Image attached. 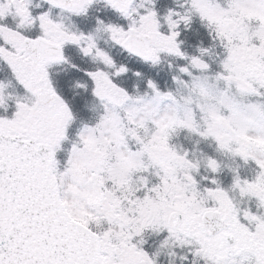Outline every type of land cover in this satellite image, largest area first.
Returning <instances> with one entry per match:
<instances>
[{"label": "snow or ice", "instance_id": "obj_1", "mask_svg": "<svg viewBox=\"0 0 264 264\" xmlns=\"http://www.w3.org/2000/svg\"><path fill=\"white\" fill-rule=\"evenodd\" d=\"M46 2L0 0V264H264V0H184L163 16L155 0H103L127 22L97 15L89 32L70 21L97 0ZM197 16L213 43L190 55L181 25ZM69 43L97 63L91 85L73 84L94 97L79 128L53 76L79 67ZM168 57L186 61L174 87L130 67ZM185 130L255 174L202 186L201 167L223 165L174 144Z\"/></svg>", "mask_w": 264, "mask_h": 264}, {"label": "trees", "instance_id": "obj_2", "mask_svg": "<svg viewBox=\"0 0 264 264\" xmlns=\"http://www.w3.org/2000/svg\"><path fill=\"white\" fill-rule=\"evenodd\" d=\"M184 4V0H155V6L158 9V11L160 12L161 16L165 15L168 11V9L173 8V9H177V10H181L182 6ZM38 8L35 9V11H37ZM112 12V14H111ZM102 16L105 14V11L102 10V12L100 13ZM105 16V15H104ZM103 16V17H104ZM106 17V16H105ZM108 17H116L119 18L120 16H118V14H116L113 10L109 11L108 13ZM119 20H123V17H120ZM92 25V22H91ZM166 25H165V29H166ZM181 29H182V35H181V39L184 41V44L182 45V47L185 49L186 52H188L190 55L191 54H197L198 53V48L199 46H210L213 41H212V36L210 31L208 30V28L202 23V21L200 20V18L194 17L190 27H185L184 25H181ZM104 48H107V50L111 51L114 55H116L117 59H123V57L120 55V52L118 50V46H114L112 48H109L107 46L104 45ZM172 66L170 67V65H167L166 63L162 66L157 68V66H153L154 68H151L148 63L142 62V61H138V60H134L131 61L130 63V67L133 70H140L144 76L146 78H154L157 80L158 83L161 84L162 87L167 88V87H174L175 83L172 80V76L175 72L178 71V67L180 65H183L186 63V61H184L183 59L177 58V59H173L172 60ZM152 66V65H151ZM213 67L216 68L218 67L216 64H213ZM62 69V68H61ZM60 68L57 69V76L55 74V80L58 82V87L64 92V94H66V96L68 98H72L74 96V94L76 95V99H75V109L76 111L80 114V120L77 121V128H79L80 126H83L84 123H92L93 119L88 118V116H90V114L92 113L88 108H86L85 102H93L94 101V97L91 95V93H84L83 90H79L78 92H74L72 90L69 89V83L71 82H75L76 80H82L85 74V70L81 71V69L78 68H74L77 69L79 72V76L74 73V72H68V70L66 71H62ZM185 78H187V75L185 74ZM128 79L131 82H134L136 80V78L134 76H132L131 73L128 74ZM86 116V117H85ZM180 137H183V135H181ZM75 138V137H73ZM174 141L173 143L176 144V141L178 142L177 146H180L179 141H178V137L177 138H173ZM70 145V144H68ZM184 145H185V149L184 150H188L190 152H194V150L198 151V154L196 155H200L202 154H206L209 156H213L214 157V153H208L205 150L202 152V149L204 147L203 144H199L196 147H193L192 142H190L189 140L184 141ZM200 147V148H199ZM217 159H219L217 157ZM221 161V158H220ZM206 175H208L209 177L216 175L218 176L221 184H222V180H223V176L222 175V171L219 173H211L208 172V169L205 167H201L199 173L197 174V179L201 181V184L203 186V184L205 185H209L208 181L210 182V180H204L203 177H205ZM223 185V184H222Z\"/></svg>", "mask_w": 264, "mask_h": 264}, {"label": "rangeland", "instance_id": "obj_3", "mask_svg": "<svg viewBox=\"0 0 264 264\" xmlns=\"http://www.w3.org/2000/svg\"><path fill=\"white\" fill-rule=\"evenodd\" d=\"M40 10H42V9H40ZM39 10V11H40ZM56 14H58V12L56 13ZM98 14H95V15H92V17H89V16H87V17H75V18H71V21L70 22H72V19H75V20H77L79 23L81 22L82 23V25H84V24H86L88 21H91V20H93V21H95V16H97ZM105 18V17H104ZM120 18V17H119ZM119 18H117L116 19V17H108V15H106V18L105 19H111V20H113V21H116V20H119ZM121 23H126L127 21H126V18L125 19H123V20H119ZM72 23H75L74 21L72 22ZM78 23V24H79ZM95 26V22H94V24H93V27ZM167 28V27H166ZM89 30V29H88ZM88 30H84L85 32H88ZM94 30V28L93 29H91L90 28V30L89 31H93ZM166 30V29H165ZM103 40H106V37H104V38H102ZM109 40V39H108ZM110 41V40H109ZM112 44H113V42L112 41H110ZM68 48L69 49V54H71V57L73 58V59H76L77 61H81V59H82V63H85L86 61H87V63H89L90 65H92V66H94V67H92V68H96L97 67V63L95 62V61H93L92 63H91V57H86V56H84L83 55V53L80 51V49H79V47L78 46H76V45H74V44H71V43H69V44H67L66 46H65V48ZM82 55L85 57H82ZM173 59H177V58H172V57H168V58H166L165 60H163V62L160 64V65H158L157 66V68H159V67H162L165 63L167 64V65H170V63L169 62H171V65H172V63H173ZM151 68H154L153 66H151V65H149ZM56 74L57 73V71L56 70H54L53 71V74ZM87 80H89L88 78H87ZM134 86V85H133ZM89 91H91V89L89 90ZM89 91L88 92H85V93H89ZM86 117V116H85ZM91 119H93V121H92V123L94 122V120H95V117H94V115H93V113H91L90 114V116H89ZM179 135H184V137L185 138H183V137H178V141H179V144H180V146L182 147L183 145H184V141H185V139L187 138V140H189L190 142H192V144H193V147H196L197 145H199V144H204V147L203 148H201L202 149V152L205 150L206 152H208V153H214L215 155H218V157H220V158H222L223 159V161H224V163H225V175L227 176V175H229V168H230V164H231V158H229L228 156H225V155H223L222 153H220V152H218L217 151V146H216V144H215V142L213 141V140H211V139H201V138H199V137H196V136H194V135H191V134H189L186 130L185 131H182V132H180L179 133ZM179 135H177V136H179ZM177 136H175V138H177ZM173 141H174V139H173ZM172 141V142H173ZM176 144L178 145V142L176 141ZM198 147V146H197ZM65 148H66V146H65ZM67 148H70V145H69V147H67ZM200 148V147H199ZM182 149H184V148H182ZM190 153H195V154H198V151L197 150H194V152H190ZM202 154V153H201ZM200 154V155H201ZM198 156V155H197ZM59 158L61 159V160H64V159H66L67 158V152L66 151H61L60 153H59ZM227 164H229V165H227ZM246 164V163H245ZM248 164V166H246V168H245V170H243L242 168H244V166H242V162L240 163V165L238 166V168L241 166V168H239L238 170H243V171H245V175L247 176L246 178H251L254 174H255V165H254V163H247ZM208 172H210V170H208ZM206 176H208V175H206ZM209 177V176H208ZM232 183H233V178L230 180V186L232 185ZM208 184L210 185V182L208 181ZM203 186H208V185H205V184H203ZM229 186V187H230ZM229 187H225V188H229ZM151 238H156L155 236H153V237H151Z\"/></svg>", "mask_w": 264, "mask_h": 264}, {"label": "clouds", "instance_id": "obj_4", "mask_svg": "<svg viewBox=\"0 0 264 264\" xmlns=\"http://www.w3.org/2000/svg\"><path fill=\"white\" fill-rule=\"evenodd\" d=\"M61 70L64 71L65 69H61ZM73 84H74V82H71L70 81V83H69V89L72 90V91H74V92H78L79 90L73 88ZM242 102L243 103H251V102H255V101L254 100H249V99H244V100H242Z\"/></svg>", "mask_w": 264, "mask_h": 264}, {"label": "flooded vegetation", "instance_id": "obj_5", "mask_svg": "<svg viewBox=\"0 0 264 264\" xmlns=\"http://www.w3.org/2000/svg\"><path fill=\"white\" fill-rule=\"evenodd\" d=\"M34 2H38V3H40V4H42V5H44V6L47 7V2H46V0H34Z\"/></svg>", "mask_w": 264, "mask_h": 264}]
</instances>
